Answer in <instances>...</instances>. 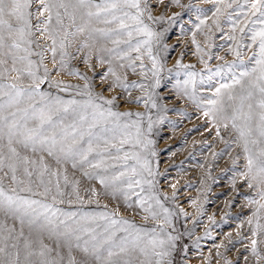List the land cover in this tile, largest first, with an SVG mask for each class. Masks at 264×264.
<instances>
[{
    "label": "rangeland",
    "instance_id": "rangeland-1",
    "mask_svg": "<svg viewBox=\"0 0 264 264\" xmlns=\"http://www.w3.org/2000/svg\"><path fill=\"white\" fill-rule=\"evenodd\" d=\"M140 6L142 24L131 19L137 15L135 8L122 5L117 15L129 13L123 17L126 28H120L117 21L104 23L102 14L99 20L91 19L85 32L69 36L63 49V35H57L55 58L49 32L42 31L47 13L37 15L38 3L30 9L31 43L10 52L12 41L6 36L5 46L0 48V60L5 61L0 64V116L11 122V114L16 113L15 120L22 122L23 110L28 109L31 128L38 123L32 119L31 106L43 108L54 121H63L54 130L58 139L68 125H75L77 137L85 133L80 144H73L71 136L61 141L66 149L86 148L89 126L94 125L90 131L95 151L82 161L79 156L65 157L58 143L54 155L49 156L47 145L36 144V151H32L31 145L25 148L13 136L12 146L20 157L36 161L26 165L22 159L11 157L8 127L0 121V188L9 196L37 200L61 213H75L74 217L60 219L68 220L73 228L78 226L72 223L75 220L79 226L95 229L98 239H102L105 228L116 231V244L122 237L131 241L138 235L140 247L147 246L149 255L137 248L130 254L113 257L121 264L124 260L131 264H156L157 260L161 264H264V183L257 171L264 158L260 155L264 138L257 127L259 92L251 88L258 75L252 69L257 67L260 51L259 37L254 41L253 36L264 28V8L256 0H140ZM81 23L78 18L77 25ZM145 25L151 37L136 31ZM48 27L56 33L55 14ZM69 30L75 32V27ZM137 44L139 51L135 50ZM21 56L34 62L32 67L38 77L44 78L47 69V78L40 83L38 93L31 96L34 81L27 74V60L13 63V57ZM13 67L19 71H13ZM244 72L250 75L241 76ZM237 79L240 83L234 82ZM11 84L24 90L23 95L16 97L8 87ZM249 91L254 93L251 99L247 98ZM10 97L16 101L11 106ZM109 100L111 104L106 103ZM210 100L217 103L209 104ZM69 101L76 103H66ZM249 103L253 105V119L246 122ZM109 110L128 115L109 116ZM81 116L86 119L81 120ZM249 126L251 133L242 137L240 130L247 133ZM45 134L51 136L52 132ZM41 157L47 171L41 166ZM249 157L254 162L251 172ZM145 161L151 174L144 168ZM97 162L100 166L92 167ZM9 164L16 166L15 181ZM25 167L33 173L31 177L25 174ZM97 177H103L105 183L101 184ZM129 180H139L140 184L129 187ZM57 181L61 194L56 190ZM45 186L51 189L47 195ZM29 187L32 191L27 190ZM33 207L43 211L39 205ZM30 218L0 207V248L12 253L13 258L20 251L21 264L26 240L37 253L42 241L52 249L45 258L57 264H68L69 245L77 262L103 264L107 257V245L101 261L82 251L86 240L91 247L88 234L77 233L79 241L75 236L66 238L63 225L42 229L30 225ZM113 219L128 224L113 226ZM152 239L157 245L164 241L163 248L157 246L155 250L167 255L160 258L152 254V245L148 244ZM77 243L80 249L75 247ZM128 247H132L131 243ZM4 259L7 256L0 253V260ZM31 259L39 264L42 258L35 255Z\"/></svg>",
    "mask_w": 264,
    "mask_h": 264
},
{
    "label": "snow or ice",
    "instance_id": "snow-or-ice-1",
    "mask_svg": "<svg viewBox=\"0 0 264 264\" xmlns=\"http://www.w3.org/2000/svg\"><path fill=\"white\" fill-rule=\"evenodd\" d=\"M33 3H38L39 8L37 9V15L43 16L44 13H47L46 19L43 21L44 27L42 29L43 32H49V38L52 40V53L53 57L55 58L56 54V47L57 44V35H60L62 33L63 39L60 41V47L63 49L66 47L65 41H67L69 36H75L78 33L85 32L88 23L91 21L93 17L96 19H100L102 14L104 15V23H112L113 21H117L120 25V28H126L127 25L124 23L123 17H128L129 13L124 12L123 17L118 16L117 12L122 11V5L124 7L128 8H135L137 10V15L131 16V19L135 20L137 24H142V20L140 19L141 15L143 14V11L141 10L140 6V0H103L102 3L93 4L92 0H0V48H3L5 46V39L6 36L8 39H10L12 42L8 46L9 51L15 49L20 50L22 44H30L31 40L29 37L32 35L31 29L33 27L31 23V19L33 17L32 11H30L31 6ZM257 4H260L262 8H264V0H256ZM256 7V4L253 5V8ZM95 8L96 11H92L91 9ZM87 9V11H84ZM219 11V9H217ZM53 14H55L56 18V33L53 34L50 32V29L48 25H51ZM261 15L264 16V11H261ZM110 16L111 20L107 19V17ZM85 17H87V20H85ZM80 19L82 21L81 24L77 25V19ZM65 19L69 21L68 25H65ZM149 19H151V16H149ZM39 29V25L36 26ZM71 27H75V32L70 31L69 29ZM101 31L104 35H108L109 32L107 30H98ZM138 32H143L149 37L152 36V33L147 29V26L139 27L136 29ZM128 36L131 37L132 32L129 31ZM259 37V54L258 58L256 59L257 67L252 69V73H258V75L255 77V82L251 85V88L254 90H258L259 92V99L257 101V107L259 108V124L257 125L259 130L260 137L264 138V28H261L259 32H256L253 36V40L255 41L256 38ZM141 43L147 44L149 41H142ZM87 47V45H84ZM140 44L136 45L137 51H139ZM23 51L26 53L28 52L27 48H24ZM149 56L153 59L154 67H155V58L151 57V49L149 48ZM30 55V53H29ZM63 53L61 57V61L63 62ZM239 55V53H237ZM27 60V56H21V57H13V63L15 64L16 60ZM139 59V57H137ZM5 63L4 60H0V64ZM28 68H27V74L33 78L34 81V87L32 88L31 92L29 93L30 96L32 93H38L39 85L43 82V79L47 78V69L45 68V77L41 78L36 75V72L33 70V61L27 60ZM13 71H19L15 67L12 69ZM111 72L112 70L109 69ZM250 75L248 72H244L241 74V76ZM235 83H240V80L237 79L234 81ZM9 88L13 89L15 91V96L19 97L23 95V91L21 89H18L15 84L8 85ZM222 87H227L222 85ZM217 94H219L220 89L218 88ZM253 91H249L247 98L251 99L253 97ZM42 97L46 96V93H39ZM231 99V97H230ZM15 99L10 97L9 99V106H11L12 103H15ZM57 102H60L57 98ZM68 104H74L75 101H69L66 102ZM106 103L111 104L112 101H106ZM217 103L216 100H210L209 104L215 105ZM32 112L33 116L32 119L34 121H38L36 126L34 127H28V109H24V117L22 119V122H19L15 120L16 113H12L13 120L11 122L8 121L7 117L0 116V121H3L7 127H8V146H9V152L11 153L12 158L16 159H22V162L26 165L28 164H35L36 161H29L27 157L21 158L19 152L15 147L12 146L13 144V136L18 137V139L15 141L18 144H21L23 147L27 148L30 145L32 146V151H36V144H40L41 146L47 145L46 148L47 153L49 156L54 155L53 149L56 148L57 144L60 143L61 146L59 148V151L64 154L65 157H71V156H79L82 161H87L89 154L93 153L95 151V148L93 146V141L91 139L92 133L90 131L91 127L94 125L89 126V139L87 141V147L83 148L80 147L79 149H75L71 146H69L67 149L64 147L63 143L61 141H66L69 136H71L72 143L73 144H80L84 140V132L79 133V137H77V130L75 125H68L66 127L62 128L61 133L59 134V139L57 134L55 133V128L57 126H62L63 121H54L53 117L50 113H46L43 108L37 109L35 105H32ZM99 108V106H96ZM0 108H3V105H0ZM249 112L245 116L246 122L251 121L253 119V112L252 108L253 105L249 103L248 105ZM65 112L68 111L67 108L64 109ZM38 113V115H37ZM209 113L206 112L205 115H208ZM99 115L101 117L104 116V112L100 111ZM109 116L118 117L120 115H128V114H120L111 112V110L108 111ZM86 119V117L81 116V120ZM94 119H95V113H94ZM236 117H233V120H235ZM47 126V127H46ZM127 127V126H125ZM233 127H237L235 123H233ZM52 132L51 136L46 135V132ZM252 131L251 127H248V132L246 133L243 129L240 130L241 136H245L246 134H250ZM137 134H139L137 132ZM100 137H97V140H99ZM126 140H121V143H126ZM108 141L105 140V144H107ZM253 143H256V141H253ZM247 151V148L245 149ZM119 151V150H118ZM97 155L102 156V153L97 152ZM261 157H264V149H261L260 153ZM125 158H129L128 154H125ZM135 158V157H131ZM60 158L57 157V163H60ZM41 166L44 169V171H47V166L43 163V158L41 157L40 160ZM253 159L249 157L248 159V167L249 171H252L253 168ZM75 163H73V167H75ZM100 163L97 162L96 164H93L92 167H99ZM3 167V159L0 158V168ZM8 167L11 169L13 175L12 179L13 181L16 180L15 172H16V166L14 164H9ZM145 170L149 171L147 166V161L144 163ZM258 173L261 176V183H264V158H262L259 162ZM24 172L28 177H31L33 173L29 171L27 167L24 168ZM132 172L135 173L136 169L132 168ZM43 173H41L42 175ZM85 175H89L88 173H85ZM121 176L124 175V173L120 174ZM101 184L105 183V180L103 177H97ZM65 183H67V177L65 176ZM21 183H23L21 181ZM41 184H43V180L40 181ZM133 183L140 184L139 180L128 181V186L132 187ZM28 191H32L31 187L27 188ZM56 190L58 194L60 193V187H59V181H57L56 184ZM15 191V190H13ZM51 191L50 188L45 186L44 194L47 195ZM262 196H264V193H262ZM55 196H53V200H55ZM143 204V201H141ZM39 205L41 209H43L42 212H37L36 209L33 206ZM0 207H4L8 210H13L15 212H20L22 215L30 216L29 224L30 225H36L38 228H49L50 226L58 227L59 225L64 226V233L63 235L66 238H71L72 236H75L76 240L79 241L81 237L77 235V233L83 232L85 234H88L91 237V247H89V241L84 242V246L82 248V251L85 254L91 253L93 258L96 261L102 260V250H104L105 245H107V257L103 259V264H121L120 259H113V257H120L121 254H130L131 252H134L137 248L139 251L145 255L148 256V248L147 246L140 247V237L137 235L134 237L131 241H129L128 237H122L119 244H116L115 242V236L116 231H109L108 228H105L104 234L102 235V239H98L96 230L93 228L83 227L79 226V221L73 220V224L78 225L77 227L73 228L72 224L68 223V220L66 219H60L61 216L64 217H74L75 213H61L59 209H54L52 205L49 204H42L40 201L37 200H28L23 199L19 197H13L6 195L4 190L0 188ZM261 207H264V205H261ZM31 210V211H30ZM147 210V209H146ZM86 215V214H85ZM42 217V220H41ZM111 225H118L120 223L128 224V221H117L115 219L110 221ZM120 231H126V229H119ZM41 247L40 251L34 252L32 250L31 242L25 241L24 249H25V255L23 264H34L33 260L31 259L33 256L38 255L42 259L39 261V264H57L56 261H50L46 259V255L48 252H51L52 249L48 248L47 245L43 244L41 241ZM131 243L132 247L129 248L128 245ZM255 241H253V250H255ZM148 244L152 245V254L162 258L163 256L167 255L164 251H156V247L159 246L161 249L163 248L164 241L160 240L157 245V241L155 239L149 240ZM15 247V245H13ZM76 248L80 249L81 245L77 243L75 245ZM116 248L118 251H114L113 249ZM0 253H4L7 256V259L0 260V264H21L20 259V251H17L15 253V256L13 258L12 253H6L4 248H0ZM63 258L61 257V260ZM68 264H88V262L81 261L77 262L76 259L71 256V245H69V259ZM123 264H131L130 260H124ZM143 264V262H142ZM156 264H161V260H157Z\"/></svg>",
    "mask_w": 264,
    "mask_h": 264
}]
</instances>
